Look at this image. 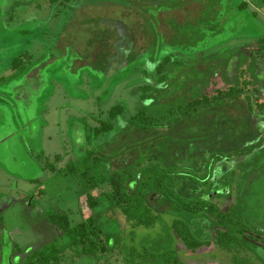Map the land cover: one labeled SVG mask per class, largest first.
I'll list each match as a JSON object with an SVG mask.
<instances>
[{"label": "rangeland", "instance_id": "1", "mask_svg": "<svg viewBox=\"0 0 264 264\" xmlns=\"http://www.w3.org/2000/svg\"><path fill=\"white\" fill-rule=\"evenodd\" d=\"M243 1L247 8L240 12ZM187 20L195 24L191 27ZM205 21L211 25L220 21L213 28L216 35L203 33L207 31L202 26ZM263 37L264 0H0V264H20V257H15L19 252L28 253L55 240L57 230L48 222L49 209L68 215L76 225L92 214L86 194L110 192L108 186L97 188L79 176L67 175L64 169L71 161L80 162L88 151L96 156L126 151L128 138L120 130L109 141L90 143L89 137L117 103L127 106L126 120L141 106L151 48L186 43L206 47L197 57H190V51L175 56L189 62L198 59L199 64L168 65L171 86L161 96L169 104H188L226 89L228 82L222 79H233L240 62L246 60L247 51L240 48ZM146 39L151 43L146 44ZM259 43L252 54L257 58L258 97L264 101V43ZM120 47L129 48L124 52L131 55H113L119 54ZM141 48L146 52H140ZM19 59L24 71L15 78L13 63ZM220 65L226 69L215 74L213 83L200 87L203 73ZM251 95L255 103V93ZM255 117L241 103L226 104L180 123L178 129L195 137L203 135L199 132L203 128H213L219 131L216 137L234 132L239 142L255 143L260 134L264 138V116ZM195 155L183 154L192 159L189 164L178 159L183 160L186 171L194 167ZM56 156H60L58 161ZM236 157L227 165L230 169L235 165V174H226L224 182L214 187L219 196L213 202L222 210L238 209L240 226L264 234V149L245 158L250 169L236 165L244 159ZM49 165L58 171L47 169ZM180 165L176 164L179 173ZM223 167L217 166L215 175H222ZM224 186L228 192L222 193ZM182 192L192 199L208 196L195 193L194 186ZM161 216L146 228L133 226L120 211L106 212L101 221L110 218L106 230L112 233V243L121 238L124 245L96 257L78 256L68 249L60 262L52 264H127L128 252L122 253L121 247L143 250L147 245L157 252L177 250L181 264H231L232 255L221 250L213 238L211 246L197 252L187 250L171 229L173 216ZM55 243L62 249L69 239L59 237ZM252 256L255 264H264V256Z\"/></svg>", "mask_w": 264, "mask_h": 264}, {"label": "trees", "instance_id": "2", "mask_svg": "<svg viewBox=\"0 0 264 264\" xmlns=\"http://www.w3.org/2000/svg\"><path fill=\"white\" fill-rule=\"evenodd\" d=\"M246 8L247 3L241 2L240 12ZM219 18L222 20L220 15ZM186 22L191 27L195 24L192 20ZM219 22L214 25L207 21L202 22L203 28L207 30L203 33L212 32V36L216 35L218 31H214L213 28L217 27ZM259 42L264 43V37L255 39L253 43L240 48L244 52L247 51L246 60L243 63L240 62L241 69H238L233 79H227L229 85L225 90L218 89L214 97L204 95L188 104H169L170 100L161 96L171 86L168 83V65L174 68L182 65L189 66L192 62L195 64L198 59L189 62L190 60L185 57L179 60L180 58L175 56H185L183 54L190 51L189 55H192L190 57H197V53L206 51L204 50L206 47L196 46L199 45L198 43L191 46H189L190 43H186L187 45L183 47L173 44L171 48H155V46L151 48V55L148 58L149 66L144 69L146 84L141 87L145 93L141 95V106L126 120L127 106L117 103L109 110L108 118L100 120V125L91 129L93 135L89 137L90 143L99 139L103 142L109 141L108 139L120 130L121 135L128 138L125 140L126 151L112 156L104 153L96 156L94 152L88 151L80 162L71 161L64 169L67 175L79 176L98 188L108 186L110 192H102L99 196L87 194L86 204L92 214L76 225H72L68 215L49 209L48 222L57 230L55 240L28 253L19 252L15 257H20V264L57 263L68 249L74 250L78 256L87 257L104 256L112 252L124 245L123 239L118 238L115 243H112V233L108 234L106 230L110 226V218L106 221H101V218L106 212L116 211H120L125 220L133 226L146 228L152 227L162 219L163 213L173 216L172 231L187 250L192 252L211 246L213 238L221 250L232 255L231 264H255L252 255L263 257L264 251H259L264 250L261 246V243H264L263 231L255 229L258 232H248L244 226H240V222L236 221L238 209L223 211L213 200L219 196L216 193L218 189L215 190L214 187L224 182L226 174H235L233 168L230 169L227 166L231 159L234 156L244 157L236 165L239 167L243 165L244 168L250 169L251 166L247 165L245 158L248 159L252 153L257 152L264 145V140L256 141V138L255 143L247 141L249 142L247 145V142L243 143V140L239 142L236 137L238 133L234 132L228 137H223L224 135L216 137V134L217 136L219 134L217 129L203 128L199 131L203 135L193 137L178 129L180 123L196 116H205L226 104L240 105L241 103L251 117L264 116V102H261L258 97L260 81L256 71L257 58L252 54V49L256 50ZM148 43L150 44L151 41L147 40L146 44ZM144 50L146 52V48ZM203 56L205 55L201 57ZM207 56L210 57L208 54ZM261 59L258 60L261 61ZM250 60V65L246 69L242 68ZM21 61L19 59L13 63L16 70L15 78L23 74L24 66ZM224 69L226 65H220L215 70L213 68L212 71L203 73L200 87H207L215 74ZM253 92L255 103L251 100ZM214 104L215 107H213ZM237 109L240 111L239 108ZM129 138L130 140L133 138L131 142ZM190 152L196 153L193 159L194 167L189 168L191 171H186L183 160L179 162V158L186 159L183 154ZM190 160L192 161L190 158L187 160V164ZM176 164H181L180 168H182L179 169L181 173L177 172ZM219 165L224 166V173L218 176L215 173ZM47 169L53 172L58 171L54 165H49ZM191 186H194L195 193L208 196L205 199L188 197L182 191ZM223 189L225 190H222V193L228 192L226 186ZM208 231H213V236L209 235ZM131 235L134 240V234ZM59 237L69 239L68 245L62 249L56 247L55 241ZM121 248L122 253L128 252V258L125 260L127 264H180L176 257L177 250L168 249L157 252L151 245H147L143 250H138L135 246L128 249Z\"/></svg>", "mask_w": 264, "mask_h": 264}, {"label": "flooded vegetation", "instance_id": "3", "mask_svg": "<svg viewBox=\"0 0 264 264\" xmlns=\"http://www.w3.org/2000/svg\"><path fill=\"white\" fill-rule=\"evenodd\" d=\"M117 50H118V52H119V54H117V53H115V55H130V52H124V51H128V50H130L129 48H126V47H120V48H117ZM121 51V52H120ZM144 51V49L143 48H141V50H140V52H143ZM143 53H145V51L143 52ZM147 64H148V62H147ZM147 66H149V64L147 65ZM240 68V67H239ZM219 72H221V71H219ZM222 73V72H221ZM217 76H219V75H217ZM222 77V76H221ZM224 78V77H223ZM214 79V78H213ZM213 79L211 80V83H213ZM224 82H227L226 80H224V79H222ZM225 84V83H224ZM226 85V88L228 87V85L229 84H225ZM221 90H225V89H221ZM261 102H264L263 100H261ZM258 139H262V140H264V138L262 137V134H260L259 135V137H257V139H256V141H258ZM248 143V142H247ZM247 145H249V143L247 144ZM241 147H243V146H241ZM261 148H264V145L261 147ZM261 148H259V149H261ZM57 157H58V159H57ZM59 158H60V156H56L55 157V159L58 161L59 160ZM236 158H240L239 156H237ZM229 162V161H228ZM235 161L234 160H232L231 159V161H230V163H234ZM230 163H229V167H230ZM235 166V165H234ZM234 166H233V168H234ZM98 188V187H97ZM87 195V194H86ZM92 195V194H91ZM92 196H94V195H92ZM99 196V195H98ZM219 205V204H218ZM220 207V206H219ZM89 209V208H88ZM90 211V210H89ZM223 211H226V210H223ZM181 264V263H180Z\"/></svg>", "mask_w": 264, "mask_h": 264}]
</instances>
